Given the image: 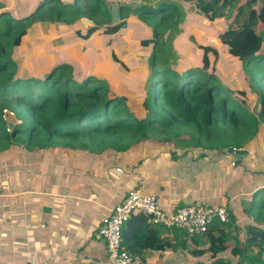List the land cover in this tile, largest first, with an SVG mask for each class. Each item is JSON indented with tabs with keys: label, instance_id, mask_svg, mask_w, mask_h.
I'll list each match as a JSON object with an SVG mask.
<instances>
[{
	"label": "trees",
	"instance_id": "1",
	"mask_svg": "<svg viewBox=\"0 0 264 264\" xmlns=\"http://www.w3.org/2000/svg\"><path fill=\"white\" fill-rule=\"evenodd\" d=\"M78 1L75 5L60 0L44 2L29 16L32 25L46 21L71 25L85 18L95 24L84 35L80 33L82 39L89 40L98 35L101 38L116 35L126 24L124 15L131 12L150 25V10L162 5L122 3V22L110 26L111 15L106 2L95 0L96 16L89 11L91 6L83 8ZM178 1L193 4L197 14L210 22L229 20L216 38L220 46L228 48L232 60L242 63L248 86L246 90H235L241 100L212 70L221 59L219 49L212 45L199 46L203 50L204 66L176 70L167 49L170 37L159 31L157 24L154 37L141 41L144 48L153 47V51L147 63L150 69L143 70L139 76L140 88L136 85V95L127 91L125 85L117 88V81L111 76L112 83L108 77L101 78L97 74L78 79L75 66L67 62L42 78L24 79L18 76L15 51L24 44L32 26L26 24L24 18L0 12V155L10 153L15 146H23L28 152L85 149L96 154L106 150L127 153L156 137H159L158 143L175 142L186 149L257 151L259 147L253 145V140L264 124V31L261 28L264 0ZM52 3L57 6H50ZM165 6L162 5L161 11L169 10V5ZM179 18L174 19L167 31L178 29ZM191 40L195 42V37ZM117 61L130 71L121 58ZM130 74L135 76L134 72ZM250 95L256 98L258 114L248 104ZM130 97L136 98L133 107L128 104ZM5 110L14 114L13 122L5 119ZM261 153L257 152V156ZM229 212L228 222L215 220L203 235L189 237L183 231H174L175 237L182 239L183 250L195 258L212 253L211 264H233L234 261L264 264V187L252 197L247 210L254 223L246 227L244 242L241 229H233L235 214ZM135 219L142 226L134 231L127 229ZM126 226L124 245L132 255H137L139 249L165 250L169 245L166 240H159L165 228L153 225L144 214L132 216ZM135 237L140 241L137 244L133 242ZM232 242L235 246L230 251L231 257L218 258L229 249L226 244Z\"/></svg>",
	"mask_w": 264,
	"mask_h": 264
},
{
	"label": "crops",
	"instance_id": "2",
	"mask_svg": "<svg viewBox=\"0 0 264 264\" xmlns=\"http://www.w3.org/2000/svg\"><path fill=\"white\" fill-rule=\"evenodd\" d=\"M46 1L0 0V12L22 19L33 15ZM60 1L70 5L71 0ZM88 1L82 0L81 6L88 7ZM130 1L104 2L117 3L120 7L122 3H142ZM156 2L174 7L178 4L180 15H185L186 3L178 0ZM189 6L197 12L193 4ZM14 10L20 13L14 16ZM89 21L83 18L71 25L38 22L29 29L28 36L38 33V38H41L44 34V40H35L32 47L43 44L46 54L55 53L49 57L57 56L56 51H60L62 60L71 54L80 57L79 51L77 54L74 52L79 50V44L83 52L88 41L96 37L101 39L99 35L89 40L80 37V33L84 35L95 26ZM261 28L264 31V25ZM116 35L102 38L111 41ZM23 150L14 148L10 153L0 155V264H109L105 243L97 234L110 211L135 189L156 196L169 214L185 205H223L227 202L228 210L233 211L236 217L233 229H241L242 242L246 227L254 223L245 205L236 202L238 197L250 199L259 187L248 192L238 183L242 192L228 197L220 185L217 188L222 192L212 193L213 177L216 179L226 167V163L221 161L217 169L213 168L211 159L217 160V151L200 149L204 153L197 155L160 142L133 147L127 153L106 150L96 154L80 149L73 153L53 154ZM81 150L83 152H79ZM252 151L249 150L248 157L256 161L258 156ZM141 226L142 223L135 219L126 228L134 231ZM175 235L164 229L159 240H166L169 245L165 250H137V255L134 254L137 264L212 263V253L195 258L183 250L182 239ZM134 239V244L140 242L136 237ZM226 246L229 249L218 258L231 257L230 251L235 245L232 242Z\"/></svg>",
	"mask_w": 264,
	"mask_h": 264
},
{
	"label": "rangeland",
	"instance_id": "3",
	"mask_svg": "<svg viewBox=\"0 0 264 264\" xmlns=\"http://www.w3.org/2000/svg\"><path fill=\"white\" fill-rule=\"evenodd\" d=\"M76 1L77 0H71L68 4L75 5ZM128 1L131 2L130 0ZM156 1L157 0H144L143 3L151 6L153 3H158ZM81 2L82 0H80V3ZM53 5L54 7L57 6L56 3ZM87 5L88 7L91 6L89 11L98 16V13L96 12L97 7H94L96 5L95 0H89ZM164 6L165 5L163 4V7ZM88 7L86 6L87 9ZM161 7L162 5H158L157 7H154L150 10L148 14L151 22L150 25L146 21L140 19L138 16H134V12H131L129 15H124L126 24L121 32L117 33L118 35L112 38L111 41H109V38L98 39V37H96L91 41H88L87 44H84L85 51L83 52L82 47L79 44V50L77 49L74 52L77 54L79 51V55H81L80 57H74V55L71 54L69 58L62 60L59 58L60 51H56L57 56L49 57L55 55V53L46 54L43 44L32 47L35 43V40H44V34L41 33V38H38V33L34 34L33 36H28L25 39L23 48L17 49L15 51L17 60L19 62L18 76L24 79L31 76L35 78H42L47 72L53 70L59 65H64L67 62L75 66V76L78 79H85L88 76L97 74L101 78L108 77L110 83H112L113 78L115 81H117V88H119L121 85H125V89L127 91H132L131 93L136 95V85L141 81L139 76L143 70L147 71L150 69V66H148L147 63L153 51V47L148 49L144 48L141 45V41L154 37V25L157 24V29L161 32H164L165 36L168 38L170 37L167 44V49L171 55L172 62L175 63L173 64L174 69L177 70L181 67H203V50L201 47L212 45L219 49L221 55V59L219 60L217 67L212 70L221 76L224 83H226V85L229 86L233 92H235L236 89H247L248 85L245 80L242 63L238 60H232L228 53V48L220 46L217 42V35L227 27L229 20L222 19L217 22L207 21L203 17L199 16L197 12H194V7L189 6V4L185 5V15L183 14L182 16L180 15V5L178 4L175 7L168 6L169 10L165 9L166 11H161ZM46 10L49 9L47 8ZM105 11V8H103V12ZM12 13L14 16H16V14H19L20 11L14 10ZM179 15L180 23L178 25V29H174V31L171 32L167 31L168 26L173 24L174 19ZM24 20L26 24L30 23L31 26L36 24L34 23L32 25V20L28 16H25ZM192 36L195 37V42L191 40ZM210 56L211 61H213L214 55L211 54ZM120 58L127 64V67H129V72L124 69L117 61V59ZM96 61H99L98 65L94 64ZM212 70L210 69V71ZM131 72H134L135 76H132L130 74ZM107 73L108 76H106ZM137 87L139 86L137 85ZM235 96L241 100V96H239V94L236 92ZM248 99V104L250 105L251 109L254 110L256 114H258L259 106H257L256 98L250 95ZM135 101L136 98L130 97L128 104L133 107ZM13 120V115L7 116V121L13 122ZM9 124L10 126L12 125L11 123ZM157 140H159V137L152 138L149 142L144 144L151 145V143H158ZM253 142V145L257 144L256 147H260L262 144L264 145V124L263 130L258 133ZM170 146H173L175 149H181L187 152L189 151V153H196L197 155L204 153V151L202 152L200 149L198 150V148L195 147L186 149L183 146L176 145L175 142L170 144ZM14 148L18 151H24L23 149H25L23 146H15L13 149ZM230 149L231 148L219 151V154H217L218 156L215 157L217 160L211 159L213 168L215 169L218 168V164L221 161L226 163V167L223 166L225 169L218 177H215L217 180L213 177L212 193H217V191L222 192L220 189L223 188L224 192L227 193V196L232 197L233 194L242 192L243 189L239 188L238 186L241 184L244 190L248 192L256 187H259V189L253 193L254 196L257 191L264 187V146L260 151L259 149L257 151H252L256 157L257 152H262L260 154L261 156H259L256 161L251 160L248 156H244L243 160L238 166H235V163L238 161V159L234 153H229ZM40 152L41 151H36L35 153ZM79 152H83V150ZM49 153L64 154L73 152L69 150L56 152L55 149H52L49 151ZM208 153L211 154L212 152L208 151ZM122 157H126V155H122ZM220 185L221 188H217ZM253 196L251 195L250 199L248 198V200H246L244 197H238V202H236V204H244L246 209L249 211ZM249 213L251 212H248V214ZM233 264H237V262L234 261Z\"/></svg>",
	"mask_w": 264,
	"mask_h": 264
},
{
	"label": "built area",
	"instance_id": "4",
	"mask_svg": "<svg viewBox=\"0 0 264 264\" xmlns=\"http://www.w3.org/2000/svg\"><path fill=\"white\" fill-rule=\"evenodd\" d=\"M4 114L6 120L8 115H14L8 110ZM118 172L123 173L121 169ZM226 204H190L169 214L164 211L156 196L135 189L129 191L122 202L110 211L97 236L105 243L109 264H137V259L126 249L123 239V230L132 216L144 214L153 225L163 227L169 233L183 231L187 236L195 237L206 233L217 219L221 222L230 220Z\"/></svg>",
	"mask_w": 264,
	"mask_h": 264
},
{
	"label": "water",
	"instance_id": "5",
	"mask_svg": "<svg viewBox=\"0 0 264 264\" xmlns=\"http://www.w3.org/2000/svg\"><path fill=\"white\" fill-rule=\"evenodd\" d=\"M106 4L111 15V21L109 25L116 26L120 24L122 22V13L120 6L117 3L112 2H107ZM89 23L93 24L94 22L89 21ZM229 153H234L237 156L238 161L235 163V166H238L240 164L244 156H248L250 154L249 150L247 149L236 150L235 148H231L229 150Z\"/></svg>",
	"mask_w": 264,
	"mask_h": 264
},
{
	"label": "clouds",
	"instance_id": "6",
	"mask_svg": "<svg viewBox=\"0 0 264 264\" xmlns=\"http://www.w3.org/2000/svg\"><path fill=\"white\" fill-rule=\"evenodd\" d=\"M143 3V2H142Z\"/></svg>",
	"mask_w": 264,
	"mask_h": 264
}]
</instances>
